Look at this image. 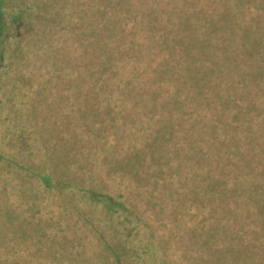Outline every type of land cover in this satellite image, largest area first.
Returning a JSON list of instances; mask_svg holds the SVG:
<instances>
[{
    "label": "trees",
    "instance_id": "16d2710c",
    "mask_svg": "<svg viewBox=\"0 0 264 264\" xmlns=\"http://www.w3.org/2000/svg\"><path fill=\"white\" fill-rule=\"evenodd\" d=\"M37 66L49 77L34 98L46 97L47 111L55 110V98L65 101L58 102L62 110L73 105L80 114L94 102L97 122L113 129L96 132L112 145L109 164L124 159L127 167L123 179L108 178L118 186L113 193L30 170L43 193H78L83 205L73 207L70 234L58 230L70 243L64 251L54 231L35 234L51 237L48 246L31 247L28 216L19 221L23 227H0V264H53L29 261L44 251L67 254L63 264H264V0H0V103L9 92L18 95L32 80L25 70ZM11 71L15 85L5 78ZM56 80L62 93L51 97L44 91ZM106 103L119 105L117 113L100 116ZM33 119L39 124L42 116L18 129L31 130ZM132 182H151L174 198V227H194L186 243L179 230L174 245L141 241L136 222L153 235L154 215L139 204ZM41 199L46 206L48 195ZM84 211L99 226L89 227L96 232L91 247L81 243L88 228L77 227ZM3 216L8 225L18 222ZM76 232L80 242L72 243ZM97 256L104 260H91Z\"/></svg>",
    "mask_w": 264,
    "mask_h": 264
},
{
    "label": "rangeland",
    "instance_id": "374dc122",
    "mask_svg": "<svg viewBox=\"0 0 264 264\" xmlns=\"http://www.w3.org/2000/svg\"><path fill=\"white\" fill-rule=\"evenodd\" d=\"M36 68L37 69H32L28 67L27 70H25L23 77L31 76L32 80L19 90L20 92L18 95L15 96L9 92L7 98L1 101L2 104L0 103V177L2 176L5 178L4 181L0 180V227H23L22 223L19 221H22V219L25 220V216H28L26 227H29L31 238L27 243L31 244V247L48 246L51 237L47 239L41 237L37 240L35 239V234L41 233V231H47L52 234L54 231L59 237L54 243L64 251V248L70 243L66 238L60 236L62 233L70 234L68 233L71 230L69 225L72 224L71 222L76 217V214L72 213V211L74 210L73 207L76 208L79 206V203H77L79 194L75 193L74 196H70L66 199L63 197L64 195L59 197V195H55V193H51L50 195L49 193H43L42 189L40 191L36 178L31 177L30 179V177H28V172L30 170L36 171L41 167L45 169L46 173L56 178H62V180L63 178L71 176L72 178L70 180L80 184L78 185L80 187L88 185L100 190H104L108 187V190L113 193L118 190V186L114 184L109 185L108 178H116L119 175V180L120 178L123 179L122 175L125 172L124 169L127 167V163L124 159L123 163L119 159V161L109 164L108 160L110 157H108V150L112 145L107 144L108 137L105 133H109V131H113V129L109 130L106 127L104 128L101 122V124L97 122L99 115L95 113L96 105L94 102L90 103L91 105H87L80 114L76 109L73 111L74 107L70 105V103H68L70 106L66 109L64 108L67 106L65 103V106L63 105L62 107L65 110H62L61 106L59 107V103H64L65 101L59 102L55 98L52 99L56 104V107L54 103L52 104L55 110L47 111L45 108V101H47L45 100L46 97L40 96V100L34 98L33 91L37 90V84L42 83L43 79L49 77L46 68L40 66ZM14 77V71H11L5 78L9 79L8 81H10V84L14 83L13 85H15ZM7 83L9 84V82ZM43 83L47 84V82ZM61 86L59 81H53V84L50 87L48 85L46 87L47 91L45 90L44 92H50L52 94L51 97H53V93H55L56 90V94L59 95L62 92L60 89H57ZM1 89L3 88L1 87ZM91 91L93 92L95 89L92 88ZM90 93L91 92H89V94ZM0 97L5 98L3 92H0ZM47 106L49 107L50 105ZM118 107L119 105L114 106L111 103H106L105 106H100V116L102 114V117H107L106 111L117 113ZM36 114L42 116L41 123L38 124L37 119H33L36 125L34 128L32 127L31 130L18 129L20 123H28L25 119ZM5 118L6 120L4 121ZM81 123H83V125H81ZM97 131L105 133H99L100 135H98V133L96 134ZM98 141L101 142L98 143ZM25 142L28 144H24ZM69 146L74 147L67 149ZM48 157L53 158L54 164H48L50 162ZM20 165L27 166L29 169L25 170L22 167L20 168ZM122 165V171L119 170L112 174L108 173V171L112 170L110 169L111 167L121 168L120 166ZM61 169H69L70 171L67 170V175H60ZM94 176H99L102 180H97ZM104 177H107L105 181ZM26 178H28V181ZM29 182L30 184H28ZM132 184L137 194L139 204L145 209L148 208L145 212L154 215V219L152 220L154 226L149 228L155 229V233H157L155 236L154 231H152L153 235H151L148 227H143L141 221L136 222V229H138L137 234L142 237L141 241L146 239L145 241H147V243L151 241L152 244L156 243L158 246L164 244L174 245L175 243L172 242L173 237L171 236L174 235L175 231L179 230L184 235L182 239L183 242L186 243L189 240V233L194 230V227H191L189 222L183 226L174 227L172 218H174L173 212L176 211L175 206L177 203L174 198H168L166 194L154 187V184L151 182L148 184H139L138 182L137 185L132 182ZM1 186H3V188ZM103 186L106 187L103 188ZM140 188H144V191H139ZM41 193L44 196L48 195V203L46 206H43ZM5 198H7L8 203H10L7 208L4 203ZM79 202H81L80 206H82L83 200L81 197ZM21 205H29L31 210L35 209L44 212L46 210L47 213L41 217L34 218L31 210H27L24 214L23 209L21 210L20 208ZM67 205L69 206L70 211L68 213H70V216H68V213L63 209V207ZM57 207H60L61 210L59 220L57 221L59 224L55 223V217L59 214L57 213ZM83 208H86V205H84ZM4 214L6 217L7 214L13 216L18 222L15 221L8 225L7 220H5L3 216ZM92 214L93 213L90 214L85 211L79 212V216L82 218L83 223L81 225L79 224L77 227L88 228L89 236L82 237L81 241L86 247H91L95 244L93 240L94 235L92 234H96V232L94 229L89 231V227H96L95 225H97V222L95 225H91L89 222L93 221L94 217ZM62 216L63 221L61 223ZM33 227L44 228L36 231ZM62 227H64L63 230H61L62 233H59L58 230ZM67 227H69V229ZM97 227L99 226L97 225ZM71 236L73 237L72 243L80 242L78 232L72 233ZM88 252H91V250ZM45 253L46 251H44L42 257H38L36 253H34L29 261L45 260L51 261L50 263L53 264H63L61 259L70 258L67 254L59 255L58 257H51L49 255L45 257ZM91 260L103 261L104 259L101 256H97V258L91 257Z\"/></svg>",
    "mask_w": 264,
    "mask_h": 264
}]
</instances>
